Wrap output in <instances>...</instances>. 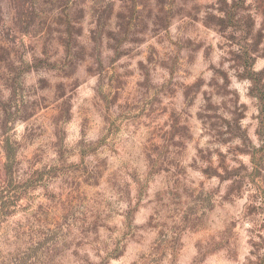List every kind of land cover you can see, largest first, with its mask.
<instances>
[{"label":"rangeland","instance_id":"obj_1","mask_svg":"<svg viewBox=\"0 0 264 264\" xmlns=\"http://www.w3.org/2000/svg\"><path fill=\"white\" fill-rule=\"evenodd\" d=\"M0 264H264V0H0Z\"/></svg>","mask_w":264,"mask_h":264}]
</instances>
